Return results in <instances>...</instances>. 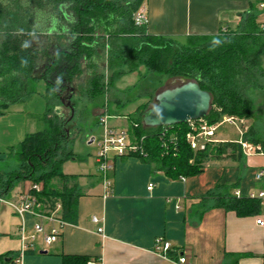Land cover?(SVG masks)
I'll list each match as a JSON object with an SVG mask.
<instances>
[{"label":"trees","instance_id":"obj_1","mask_svg":"<svg viewBox=\"0 0 264 264\" xmlns=\"http://www.w3.org/2000/svg\"><path fill=\"white\" fill-rule=\"evenodd\" d=\"M142 1L28 0V11L33 14L23 6V16L28 15L26 20L21 16L23 20L16 21L14 16L6 23L0 44V114L11 105L25 102L35 92L38 79L46 82L47 107L39 116L41 130L27 133L14 148L12 155L19 163L18 168L0 172L1 196L10 193L16 182L41 183L43 191L39 198L44 208L53 209L60 203L62 220L76 221L80 196L77 184L73 183L76 176L62 170L63 161L74 156L67 150L71 116L61 115L54 108V100L70 101L75 107L70 100L75 94L86 93L90 100L100 99L105 96L106 87H114L126 65L130 70L144 66L153 75L197 81L212 95L211 108L205 116L210 123L225 115L252 118L254 105L247 90L264 93L260 81L264 75V34L260 27L221 31L214 36L154 35L147 32L145 22L137 16ZM12 5L15 8L16 4ZM37 13L40 32L35 29ZM54 24L60 35L44 32ZM100 50H106L105 66L113 72L107 82L98 69ZM146 80L141 83V93L150 99L138 105L127 127L147 154L136 155L158 169L181 176L198 173L211 161L223 157L235 160L242 155L241 143L237 141L209 143L205 149L193 150L186 139L187 122L145 126L143 113L158 93L156 82ZM109 110L112 115L121 114ZM163 131L166 133L162 136ZM242 138L264 148V140L257 136L254 125L248 126ZM56 181L63 185L58 187ZM216 200L238 215L261 209V199L256 197L225 193ZM14 259V255L2 254L0 264H14ZM80 259L65 258V264ZM87 261L84 258L85 264Z\"/></svg>","mask_w":264,"mask_h":264},{"label":"crops","instance_id":"obj_2","mask_svg":"<svg viewBox=\"0 0 264 264\" xmlns=\"http://www.w3.org/2000/svg\"><path fill=\"white\" fill-rule=\"evenodd\" d=\"M27 3L28 0H0V44L9 19L16 16V21L26 20L28 15L24 17L22 9L30 13ZM12 4H16L15 8ZM37 16L35 29L40 32V15ZM137 16L150 34L185 38L260 27L264 8L259 0H143ZM44 32L60 35L55 24ZM260 81L264 86V75ZM247 95L253 101L254 114L241 124V139H223L217 134L218 143L240 142L243 132L254 125L256 111L264 114L263 91L248 89ZM76 97L72 95L70 100ZM25 103L11 105L0 114V172L18 168L12 155L14 148L27 133L39 131L29 130V119L39 123L42 114L27 111ZM114 123L116 127H128ZM95 129L98 137L103 127ZM93 137L88 143L95 142ZM10 158L16 160L17 167L12 168ZM112 163L107 179L95 173H65L76 176L73 183L79 188L76 221L65 222L51 244L37 239L32 248L24 251L20 262L14 259V264H65L69 257L81 258L71 264H85L84 258L87 264H176V253L172 252L168 259L154 252L159 236L187 253L193 264H264V226L257 222L259 218L264 220V197L257 196L264 190V177L257 178L264 169L263 153L242 149V155L235 160L223 157L206 163L198 173L182 176L158 169L138 155L114 157ZM19 183L20 188L13 194L0 195V255L15 258H19L23 245L19 227L24 218L15 214L6 200L16 199V194L30 185L27 180ZM55 183L63 185L61 181ZM236 191L241 196L255 194L261 199L260 211L238 215L217 204L218 196L235 195ZM94 216L98 222L93 221ZM25 221L33 225L35 218L27 214ZM98 227L103 228L102 232Z\"/></svg>","mask_w":264,"mask_h":264},{"label":"rangeland","instance_id":"obj_3","mask_svg":"<svg viewBox=\"0 0 264 264\" xmlns=\"http://www.w3.org/2000/svg\"><path fill=\"white\" fill-rule=\"evenodd\" d=\"M100 66L98 69L104 75L105 82L112 76L110 70H107L104 62L107 52L100 50ZM147 78L146 81L155 83L157 88L156 92L168 87H174L181 83L182 77H171L168 75L151 74L144 66L138 67L137 69L130 70L126 65L119 78L116 80L113 88H105V96L97 98L96 100H90L88 95L85 93L83 96L77 95L74 99L76 110L72 113V110L62 104L58 99L54 100V108L62 115L69 114L71 116L70 123L68 125V131L71 139L68 141L67 150H71L74 153L73 158L63 161L62 170L64 173H95L100 174L98 166L95 163V158L98 151L97 144L88 143L89 137L96 135V127H100L104 120L107 124L113 126L114 122H120L121 126H128L130 118L136 114V109L140 103L146 102L150 99L143 96L141 93V83L143 79ZM157 78V80H155ZM80 86V83H77ZM35 92L28 97L25 103L27 111L34 114H43L46 111V85L44 79H38L35 85ZM149 93V92H148ZM150 95V94H149ZM251 95V93L249 94ZM74 97V96H73ZM152 98V97H151ZM154 101L150 103L152 105ZM110 107H109V106ZM75 108V107H73ZM109 109L120 112L119 115H112ZM110 114V115H109ZM39 118V117H38ZM33 119V120H32ZM7 121H9L7 119ZM256 130L258 131L259 137H264V114L263 112H257L252 119ZM8 124V123H7ZM16 123H13L15 126ZM241 123H222L217 129L219 138L228 140H239L241 139ZM116 127V126H113ZM42 123L35 121L31 117L29 119V130L36 131L41 130ZM126 128V127H125ZM11 163L14 164L12 168L17 167L16 160L10 158ZM11 167V166H10ZM21 183L16 182L14 187L11 189L13 194L19 189ZM19 194V193H18ZM16 194V198L18 196ZM29 234L34 232L31 225H27ZM36 238L40 241L42 235Z\"/></svg>","mask_w":264,"mask_h":264},{"label":"built area","instance_id":"obj_4","mask_svg":"<svg viewBox=\"0 0 264 264\" xmlns=\"http://www.w3.org/2000/svg\"><path fill=\"white\" fill-rule=\"evenodd\" d=\"M261 8H264V0H259ZM139 17H142L139 15ZM260 29L264 34V23L260 25ZM236 123L239 122L243 124L244 119L238 118L232 115L223 116L218 122L210 123L206 117H201L198 119H193L187 121L189 130L186 133V139L193 150L205 149L209 143H218L216 138L217 129L222 123ZM102 133L98 137H93V141L96 142L98 146V151L96 155V162L99 172L102 173L104 179H107L108 173L113 169L112 158L114 157H124L130 155L139 154L141 156H146L143 148L139 143L132 138L133 135L126 128L113 127L107 124L104 120L102 123ZM166 133L163 131L162 136ZM143 138V137H142ZM241 147L243 151L246 152H261L264 154V148L261 144H253L247 140H241ZM264 177V169L257 173V178L261 179ZM184 179V177H182ZM110 183L107 182V187ZM149 189L152 188V184L149 185ZM43 191V185L41 183L32 182L29 187L18 194L17 198L14 200H9L6 202L9 204L13 212L24 218L20 223L19 232L22 240V248L19 258H15V262H20L21 256L24 251L32 248L36 242V238L40 233L42 239L45 243L51 244L54 242L59 234L60 227L65 224V221L61 218V204L57 203L55 208L45 209V204L40 202L39 194ZM237 197L241 194L239 191L235 192ZM251 197H255V194H250ZM259 197H264V190L258 193ZM3 200V199H2ZM31 215L35 218L32 225L34 232L29 234L27 232L28 227L25 221V215ZM94 222H98L97 217H93ZM258 224L264 226V220L257 219ZM46 223L49 226L46 227ZM54 224L59 225L55 227ZM103 228L98 227V231L102 232ZM154 252L164 258H171V253L174 252L177 255L176 264H193L189 259V256L184 251L179 248H174L172 243L162 236L156 238ZM88 264H94V262H89Z\"/></svg>","mask_w":264,"mask_h":264},{"label":"water","instance_id":"obj_5","mask_svg":"<svg viewBox=\"0 0 264 264\" xmlns=\"http://www.w3.org/2000/svg\"><path fill=\"white\" fill-rule=\"evenodd\" d=\"M61 102L74 112L70 101ZM211 103V93L202 89L197 81L181 79L180 84L164 88L155 95L154 103L144 111L142 121L148 127L185 123L205 117Z\"/></svg>","mask_w":264,"mask_h":264}]
</instances>
